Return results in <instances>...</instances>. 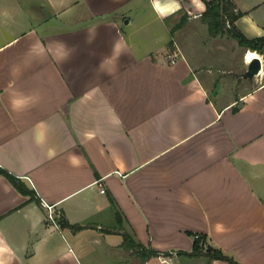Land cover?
<instances>
[{"label": "crops", "instance_id": "0c3cea01", "mask_svg": "<svg viewBox=\"0 0 264 264\" xmlns=\"http://www.w3.org/2000/svg\"><path fill=\"white\" fill-rule=\"evenodd\" d=\"M232 1L264 36V0ZM178 2L160 19L150 0H0V167L34 192L0 176L6 264H230L186 255L195 236L264 264V75L212 97L223 52L201 39L222 36Z\"/></svg>", "mask_w": 264, "mask_h": 264}, {"label": "trees", "instance_id": "16d2710c", "mask_svg": "<svg viewBox=\"0 0 264 264\" xmlns=\"http://www.w3.org/2000/svg\"><path fill=\"white\" fill-rule=\"evenodd\" d=\"M202 1L206 5L207 10L202 13L201 21L207 26L208 33L211 37L227 35L229 38L235 40L241 48L262 56L264 60V36L249 38L237 28L236 21L243 16V13L236 10L232 0ZM186 20L187 18L183 17L177 27L171 31V35H173L176 30L182 28ZM170 44H172V42H170ZM0 176L6 178L22 195L28 196L30 199L34 198V192L32 190L28 189L20 179L1 167ZM117 222L119 225L122 224V216L118 212ZM60 224L63 227L70 226V228L75 230L79 228L68 225L64 219L60 220ZM122 237V247L124 249L136 253L142 259L147 257V252L144 251L143 247L137 243L131 235L127 232H123ZM185 254L191 257L204 256L211 260H222L229 262L230 264H239L233 259L225 256L221 251L206 246L205 238L200 236H195V243L192 251Z\"/></svg>", "mask_w": 264, "mask_h": 264}, {"label": "rangeland", "instance_id": "374dc122", "mask_svg": "<svg viewBox=\"0 0 264 264\" xmlns=\"http://www.w3.org/2000/svg\"><path fill=\"white\" fill-rule=\"evenodd\" d=\"M40 2L41 0H30V3L33 4L32 8L35 9H40ZM198 27L199 24L194 27L197 33H199V29H197ZM180 40H182V38H180ZM180 40L178 39V42L181 44ZM201 40H208V43L211 42L210 45L212 49H215L218 53L223 52V60L221 63H218L219 61H214L213 59H210V61L208 60L209 63L207 66L214 68L212 73V76L214 77L208 86L209 94L212 97H215L217 94L223 99H226L228 95L233 96L239 94L240 91H246L252 87L248 80L241 78V75L246 71L243 65L247 54L245 55V50L241 48L235 40L229 38L227 35H222V37L218 38L216 41H210L211 39H208V37ZM250 54L254 53L251 52ZM215 55L220 57L218 54L212 56L216 58ZM260 57L263 59L262 56ZM252 59H254V57ZM222 81L223 84H221ZM254 83L255 86L258 85L256 82Z\"/></svg>", "mask_w": 264, "mask_h": 264}, {"label": "clouds", "instance_id": "9594fccd", "mask_svg": "<svg viewBox=\"0 0 264 264\" xmlns=\"http://www.w3.org/2000/svg\"><path fill=\"white\" fill-rule=\"evenodd\" d=\"M153 10L157 13L158 17L160 19L166 18L168 15H172L175 12L179 11L181 8L180 3L178 0H150ZM193 2L198 7L200 13L202 14L204 11L207 10L206 5H204L201 0H193ZM199 18V17H195ZM253 58V55H248L247 60L251 61ZM261 75H264V69L261 71ZM14 107L16 106L17 102H13ZM89 138H91V135L89 134ZM214 148L211 146H208L206 148V152L209 156L214 155ZM7 251H10L9 249L0 246V264H6V261L2 258L3 254Z\"/></svg>", "mask_w": 264, "mask_h": 264}, {"label": "water", "instance_id": "95a60500", "mask_svg": "<svg viewBox=\"0 0 264 264\" xmlns=\"http://www.w3.org/2000/svg\"><path fill=\"white\" fill-rule=\"evenodd\" d=\"M128 22L126 21V24ZM262 61L261 57H255L252 61L249 62L245 73L241 75L243 79L253 80L256 76H258L262 71Z\"/></svg>", "mask_w": 264, "mask_h": 264}, {"label": "built area", "instance_id": "2783aa9c", "mask_svg": "<svg viewBox=\"0 0 264 264\" xmlns=\"http://www.w3.org/2000/svg\"><path fill=\"white\" fill-rule=\"evenodd\" d=\"M104 192L105 191L101 188V193H104ZM47 208H48L49 218L54 221V214H53V212L51 210L52 208L51 207H47Z\"/></svg>", "mask_w": 264, "mask_h": 264}, {"label": "snow or ice", "instance_id": "6c2138e0", "mask_svg": "<svg viewBox=\"0 0 264 264\" xmlns=\"http://www.w3.org/2000/svg\"><path fill=\"white\" fill-rule=\"evenodd\" d=\"M250 55H253V54H250Z\"/></svg>", "mask_w": 264, "mask_h": 264}]
</instances>
